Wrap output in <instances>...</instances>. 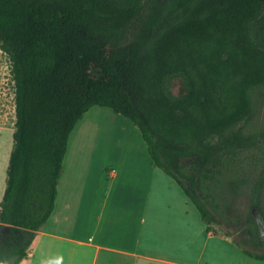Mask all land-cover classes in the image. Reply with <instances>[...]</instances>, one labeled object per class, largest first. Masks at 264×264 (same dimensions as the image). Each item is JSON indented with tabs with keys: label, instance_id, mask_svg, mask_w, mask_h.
Here are the masks:
<instances>
[{
	"label": "trees",
	"instance_id": "16d2710c",
	"mask_svg": "<svg viewBox=\"0 0 264 264\" xmlns=\"http://www.w3.org/2000/svg\"><path fill=\"white\" fill-rule=\"evenodd\" d=\"M0 50L15 114L2 264L25 259L52 214L70 134L93 106L138 128L153 164L209 227L238 218L243 186L264 222V160L251 180L236 171L238 153L259 142L242 126L251 91L264 87V0H0ZM242 219L245 243L264 246L251 212Z\"/></svg>",
	"mask_w": 264,
	"mask_h": 264
},
{
	"label": "crops",
	"instance_id": "0c3cea01",
	"mask_svg": "<svg viewBox=\"0 0 264 264\" xmlns=\"http://www.w3.org/2000/svg\"><path fill=\"white\" fill-rule=\"evenodd\" d=\"M92 119L78 121L77 130ZM134 127L93 135L88 129L89 145L68 142L54 210L19 264H39L65 252L63 264H264L201 220L174 181L153 164ZM13 132L14 122L0 123V201ZM87 147L88 154L80 156ZM66 246L68 251L61 249Z\"/></svg>",
	"mask_w": 264,
	"mask_h": 264
},
{
	"label": "rangeland",
	"instance_id": "374dc122",
	"mask_svg": "<svg viewBox=\"0 0 264 264\" xmlns=\"http://www.w3.org/2000/svg\"><path fill=\"white\" fill-rule=\"evenodd\" d=\"M173 91L175 93L179 91L178 81H174ZM251 101L252 113L248 120L243 124L242 133H244L245 135L256 136L259 139V142L249 147L248 149L242 150L240 153H238V167H236L239 178L244 176L245 178L250 180L252 178L251 171L256 170L260 166L262 160H264V87H257L251 91ZM88 111L90 112L89 115H87V117L83 116L84 119H80L79 121L82 122L83 120L88 119L89 116H91L93 119L89 120V122L86 123V126L79 127L78 130V126H81L82 123L77 122L78 125H75L76 127H74L73 131L70 134L68 142H72L74 146L75 144L89 145L92 139L91 135H93L94 133L110 134L115 131L116 128L121 127L124 129L127 124H129V126H131L132 128H135V125H133L129 121H125L127 123H124L122 121V117H120V115L113 112L109 108L94 106ZM14 120V89L13 81L10 75V63L6 54L0 50V123L5 122L9 124L13 123ZM88 129L92 130L91 135L86 132ZM88 148L89 147H87V151H80V156L82 153L88 154ZM83 158L85 159L86 157L83 156ZM82 162L85 165L88 160L85 159ZM92 171L96 172V168H93ZM249 172H251V174L248 175ZM177 190L180 195L184 196L182 190L179 187H177ZM250 196L251 194L249 192V186H243V188H239L238 192H236L235 196L233 197L234 208L232 210V212H234L238 218L235 219L234 216H231L229 217L232 220L231 224H227L225 223V221H222V223L220 224H212L210 228L216 234L227 235L231 240L241 243V246L243 248L253 253H262L264 252V246L255 247L250 243H245L244 241L246 239V235L243 232L246 224L243 222L242 218L249 212H251ZM258 198L260 211L264 216V185L260 191ZM178 205L180 206L179 202ZM190 206H192V208L196 211L195 207L192 204H190ZM240 219L241 221L238 222V220ZM250 227L252 228V230H254L253 225H250ZM61 249H64L66 251L69 250L68 246ZM67 256L68 253L65 252L63 254L64 259H67ZM80 264L88 263L86 260H84Z\"/></svg>",
	"mask_w": 264,
	"mask_h": 264
},
{
	"label": "water",
	"instance_id": "95a60500",
	"mask_svg": "<svg viewBox=\"0 0 264 264\" xmlns=\"http://www.w3.org/2000/svg\"><path fill=\"white\" fill-rule=\"evenodd\" d=\"M251 215L254 218V220L257 223L258 229H259V236L262 238V240L264 241V222L263 219L260 215V213L258 212L257 209H252L251 211Z\"/></svg>",
	"mask_w": 264,
	"mask_h": 264
},
{
	"label": "clouds",
	"instance_id": "9594fccd",
	"mask_svg": "<svg viewBox=\"0 0 264 264\" xmlns=\"http://www.w3.org/2000/svg\"><path fill=\"white\" fill-rule=\"evenodd\" d=\"M63 255H58L55 257H49L39 261V264H63ZM2 264V262H0Z\"/></svg>",
	"mask_w": 264,
	"mask_h": 264
},
{
	"label": "built area",
	"instance_id": "2783aa9c",
	"mask_svg": "<svg viewBox=\"0 0 264 264\" xmlns=\"http://www.w3.org/2000/svg\"><path fill=\"white\" fill-rule=\"evenodd\" d=\"M111 172H112V170L109 172V176H110Z\"/></svg>",
	"mask_w": 264,
	"mask_h": 264
},
{
	"label": "flooded vegetation",
	"instance_id": "af4514ba",
	"mask_svg": "<svg viewBox=\"0 0 264 264\" xmlns=\"http://www.w3.org/2000/svg\"><path fill=\"white\" fill-rule=\"evenodd\" d=\"M252 209H254V207H252V208L250 209V211H252Z\"/></svg>",
	"mask_w": 264,
	"mask_h": 264
}]
</instances>
